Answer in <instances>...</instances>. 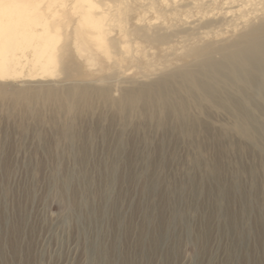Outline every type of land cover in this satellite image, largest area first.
<instances>
[{"label": "rangeland", "instance_id": "obj_1", "mask_svg": "<svg viewBox=\"0 0 264 264\" xmlns=\"http://www.w3.org/2000/svg\"><path fill=\"white\" fill-rule=\"evenodd\" d=\"M174 4L185 39L130 29L151 64L0 78V264H264V5L196 32L213 6Z\"/></svg>", "mask_w": 264, "mask_h": 264}, {"label": "bare ground", "instance_id": "obj_2", "mask_svg": "<svg viewBox=\"0 0 264 264\" xmlns=\"http://www.w3.org/2000/svg\"><path fill=\"white\" fill-rule=\"evenodd\" d=\"M176 1L0 0V78L53 77V64L72 50L89 62L114 57L139 59L138 54L147 49L138 38L131 37L130 29L135 25L158 44L183 40L185 31L180 30V22H166L181 10ZM192 4L195 8L213 7L196 15L185 27L201 32L206 27L204 21L212 20L209 25L218 32L230 23H249L262 10L264 0H192ZM216 19L220 20L213 21ZM169 47L165 45V50ZM150 49L143 58L151 64L154 55ZM263 50H251V60L263 62ZM102 258L93 254L92 264Z\"/></svg>", "mask_w": 264, "mask_h": 264}]
</instances>
